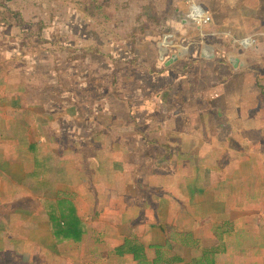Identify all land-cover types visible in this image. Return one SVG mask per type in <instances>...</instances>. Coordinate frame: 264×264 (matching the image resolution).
Returning <instances> with one entry per match:
<instances>
[{
	"label": "rangeland",
	"instance_id": "1",
	"mask_svg": "<svg viewBox=\"0 0 264 264\" xmlns=\"http://www.w3.org/2000/svg\"><path fill=\"white\" fill-rule=\"evenodd\" d=\"M81 1L0 0V76L4 72L10 75L6 98L0 100L1 113L10 120L1 128L12 131L29 127L36 141L42 134L50 146L54 137L68 141L64 128H73L71 143L90 154L87 167L95 168L98 161L92 160V155L101 154L104 164L100 163L98 170L103 169L105 182L116 177L124 187L130 186L128 190L136 191L137 201L143 206L146 203V210L136 206L131 214L120 216L128 220L133 214L134 225L143 216L149 220L151 215L154 220L160 203L168 201L170 220L175 214L177 221L185 217V225L191 223L187 232H195L194 226H213L231 233L235 253L231 264H240L239 255H252L251 264H264L260 260L264 257V37L254 43L253 39L246 40L244 31L245 41L235 46L234 55L244 60V70L239 74L244 81H217L220 77L212 73L210 79L199 81L201 72L196 69L190 78L194 81L152 77L143 69L118 66L106 59L103 63L91 58L82 61L77 52H59V45L53 44L72 49L94 45L115 59L127 53L137 57L142 66H160L159 55L148 39L129 46L128 41L135 40L129 38L130 27L137 24L141 39L144 34L139 29L142 23L133 22L139 11V6H132L134 0H119L130 5L125 10V25L116 22L105 28L101 26L105 19L89 18L86 6H79ZM98 3L103 6L100 13L104 18L108 15L106 20L121 16L115 14L112 0ZM6 11L12 17L14 11L20 12L21 17L13 20ZM39 22L45 24L43 28L33 27ZM213 23L204 29V35L214 32ZM154 37L158 44L160 35ZM147 38L152 37L147 34ZM36 39L48 42L39 45ZM227 47L221 59H227L234 45ZM59 161L57 158L54 164ZM220 174L232 181L216 182ZM89 175L94 182L95 173ZM98 183H103V176ZM93 195L91 190L87 208L94 214L89 221L99 210ZM212 196L229 200V214H223L224 210L213 203L207 204ZM193 199L199 204L192 205ZM112 220L103 216L99 221L120 229ZM227 221H231L229 228ZM100 245L104 254L109 252L107 245ZM89 247L88 243L77 248L58 245V253L68 255V263L58 264H84ZM165 251L169 257H190L182 245ZM150 254L154 256V251ZM48 255L55 261L53 252Z\"/></svg>",
	"mask_w": 264,
	"mask_h": 264
},
{
	"label": "crops",
	"instance_id": "2",
	"mask_svg": "<svg viewBox=\"0 0 264 264\" xmlns=\"http://www.w3.org/2000/svg\"><path fill=\"white\" fill-rule=\"evenodd\" d=\"M112 2L114 3L115 14L119 13L121 16L109 23L113 25L119 22L120 26L125 25V10L130 6L129 3H121L119 0H112ZM192 2L200 5L213 15L214 32L211 34H203L204 29L210 25L198 27L193 24L190 17V3ZM132 6H139L138 15L133 22H141L145 30L143 31L141 26L139 27L142 33L144 32L141 39V36L137 35V24L130 27L129 38L133 37L135 40L128 41L129 46L132 48L137 40L148 39L152 50L159 55L160 66H142L137 57L129 56V54L128 57L127 53L120 54L119 57L121 58L115 59L113 56L106 54L100 46L91 45L78 48V50L61 46L60 43L53 45L56 47L59 45L60 48L57 47V49L61 53H79L77 58L82 61L88 58L98 63L109 60L118 66L120 64L124 67L131 66L132 69H143L152 77H171L173 80L194 81L190 78L192 71L196 69L201 72L199 81L204 80V78L210 79L211 73L213 77L216 75L220 77L217 78V81H244V76L239 75L244 70V60L239 55H234L235 46L238 42L245 41L244 31L247 37L246 40L253 39L254 43L256 39L264 37V0H245V5L244 0H134ZM98 23L101 24L100 21ZM111 25L101 24L104 28ZM36 28H38V25H36ZM147 34L152 38H147ZM157 35H160V41L155 44V40L158 39L154 36ZM169 36L180 40L176 47L166 44L165 39ZM222 41L223 44H221ZM36 42L39 44L38 39H36ZM146 42L148 41L146 40ZM228 44H231L232 47L234 45V47L229 52L230 55L227 59H221V54H225V48ZM204 46L211 47L214 50V59L206 60L202 58ZM90 48H94L95 51L92 53L86 52ZM172 55L178 56V60L168 66ZM231 59L239 61L237 69L231 65ZM215 65L221 69V73L217 72ZM4 74L7 75L5 80L10 81V75L4 72L1 76ZM6 91L7 89L4 88L0 100H5L4 94ZM79 98L81 97L76 99L78 102ZM1 112L2 109L0 110V264L68 263V255L58 253V245H71L77 248L81 245L86 246L87 243L90 246V251L87 249L84 264H139L131 255L119 256L115 253V250L122 246L126 239H136L142 243L146 247L151 260L155 258L154 247L162 246V252L167 257L165 250L181 245L176 244L171 248L164 247L168 238L169 226H177L182 231L187 232L186 227L191 224L185 225V217L181 221L180 219L177 221V214L170 220L168 201L160 203L154 218L155 222L150 215L149 220L143 216L134 225L133 221L136 220V217L133 214L128 216V220H126V217L120 216L131 214L136 206H141L146 210V203L143 206L142 201H137L138 194L136 191L128 190L129 185L124 187V183H120L114 177L115 174H109V176L114 177L113 181L107 178L108 180L105 182L103 169L98 170L100 163L104 164V160L100 158L101 154L92 155L94 158L92 160L98 161L95 163V168L87 167L90 154L86 149L84 152L76 149L71 143L73 128H64L63 134L66 135L68 141L66 139H59L58 141L55 137L53 139L49 137L53 142V145L50 146L46 143L48 138L42 134L36 141V138L27 129L29 127L25 129L16 128L12 131L8 128L2 129V124L7 123L10 117H3ZM76 139L74 138V140ZM33 147H35V152L32 153ZM57 158L60 161L54 164ZM83 160H86L85 163L82 162ZM109 164L112 165V163ZM55 170L57 171L55 174H50ZM89 173H95L94 182H92L93 178ZM84 175L87 178L85 181H83ZM100 175L103 176V183L101 184L98 183ZM215 181L231 182L232 179L220 174L217 175ZM235 181H238L237 177ZM122 189L127 190L122 192ZM91 190L94 194L93 197L96 198L95 206L99 210L96 211L98 216L89 221L92 219L91 214H94V211L90 212V209L87 208ZM243 191L244 187L242 188ZM124 193L125 195H122ZM184 195L186 197L187 194ZM61 196L68 198L84 224L86 233L81 243L58 242L51 231L50 218L58 211ZM212 197H210L207 204L209 202L213 203L215 207L224 210L223 214H229L226 208L229 200L227 198L217 200L216 197ZM204 202L206 204L205 200ZM191 203L197 205L199 201L193 199ZM241 203L243 204V202ZM185 204L186 202L183 205ZM181 206L179 205V208ZM205 206L203 205L204 209H206ZM103 216L113 219L112 223L117 222L120 229L119 226L115 227L114 224L111 226L108 223L100 222L99 220ZM192 222L194 223V219H192ZM230 222L225 223L228 228L231 227ZM214 226L218 227V225ZM158 230H160V233ZM194 230L195 232L189 231L188 233H192L196 239H199L202 249H217L218 254L214 259L216 264H220V261L224 264H231L234 261L235 253L233 252L231 233H227L222 227L215 229L213 226L202 228L194 226ZM259 233L258 231L256 236ZM151 239H156V242H153L152 245V242L148 244ZM100 244L107 245L109 252L104 254L105 248ZM36 249L39 250V254L35 253ZM78 250L75 249L74 251ZM151 250L154 251V256L150 254ZM184 250H187L190 256L188 259L181 257L185 263H190L200 256V252L194 254V250L185 247ZM51 252L55 254V261L53 262V256L48 255ZM93 252H100L101 254H90ZM251 256L239 255V263L251 264L249 259ZM260 260L264 262V257ZM69 262L71 263V261Z\"/></svg>",
	"mask_w": 264,
	"mask_h": 264
},
{
	"label": "trees",
	"instance_id": "3",
	"mask_svg": "<svg viewBox=\"0 0 264 264\" xmlns=\"http://www.w3.org/2000/svg\"><path fill=\"white\" fill-rule=\"evenodd\" d=\"M85 2L84 4L87 5H82V2ZM95 2V3H94ZM99 0H82L80 4V7L86 6L85 11L86 14L92 18V19H105L104 22L105 24H110L108 15L106 14L104 18V13H100L102 11V5H99ZM94 4V6H92ZM96 10L98 13L94 12ZM14 11L15 15L14 17L11 16L9 12L8 16L12 18L13 20H18L21 17V13ZM112 21V20H111ZM38 26L41 28L44 27L43 22L38 23ZM36 27V26H33ZM145 27L141 26L142 30ZM42 30H40V33H42ZM40 36V35H38ZM43 38V36H42ZM39 40V39H38ZM47 42L44 40V42H41L39 40V44ZM60 48V47H59ZM94 48L87 49L86 52L92 53L94 52ZM7 77L6 74L1 76V83L3 84L2 87H0V95L3 94L4 88L8 89V83H6L5 78ZM1 99V97H0ZM35 146V145H33ZM35 147L32 149V153L35 152L34 150ZM59 208L58 211L51 216L50 218V228L51 231L55 237V239L58 242L65 243V242H72L75 244L81 243L84 234L86 233V229L84 227V224L80 220V218L77 215L76 209L72 204L68 201V198H65L61 196L59 198ZM176 244H181L183 247L187 249L194 250L196 253L200 252V256L192 260L190 263H185L184 259L178 256H173V257H165V253L162 252V246H156L154 247L155 249V258L154 259H149V256L146 251V247L140 243L136 239H126L122 246L118 247L115 250V253L119 256H126V255H131L133 256V259L138 262L139 264H216L214 259L216 255L218 254L217 249L213 250H204L200 246V241L199 239H196L195 236L192 233H188L185 231H182L179 227L177 226H169L168 227V238L166 242L165 248H171V246L176 245Z\"/></svg>",
	"mask_w": 264,
	"mask_h": 264
},
{
	"label": "built area",
	"instance_id": "4",
	"mask_svg": "<svg viewBox=\"0 0 264 264\" xmlns=\"http://www.w3.org/2000/svg\"><path fill=\"white\" fill-rule=\"evenodd\" d=\"M190 9H191L190 17L194 25L198 27H204L212 23L213 21L212 16L201 6L192 2L190 3Z\"/></svg>",
	"mask_w": 264,
	"mask_h": 264
},
{
	"label": "water",
	"instance_id": "5",
	"mask_svg": "<svg viewBox=\"0 0 264 264\" xmlns=\"http://www.w3.org/2000/svg\"><path fill=\"white\" fill-rule=\"evenodd\" d=\"M166 44L168 45H172L174 47L177 46V44L180 42L179 39L173 37V36H169L165 39ZM180 56V53H179ZM202 58L206 59V60H210V59H214L215 58V54H214V50L211 47L208 46H204L203 50H202ZM178 60V56L176 55H172V59L171 61L168 63V66L174 64L176 61ZM231 65L237 69L239 66V61L235 60V59H231L230 60Z\"/></svg>",
	"mask_w": 264,
	"mask_h": 264
}]
</instances>
